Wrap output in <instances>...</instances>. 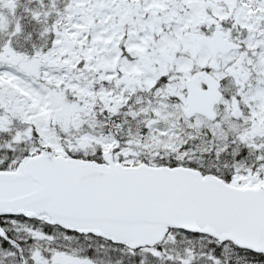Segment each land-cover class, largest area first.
<instances>
[{"label":"snow or ice","instance_id":"6c2138e0","mask_svg":"<svg viewBox=\"0 0 264 264\" xmlns=\"http://www.w3.org/2000/svg\"><path fill=\"white\" fill-rule=\"evenodd\" d=\"M0 264H264V0H0Z\"/></svg>","mask_w":264,"mask_h":264}]
</instances>
